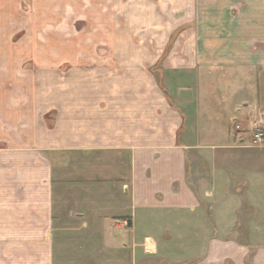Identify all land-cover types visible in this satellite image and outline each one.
Here are the masks:
<instances>
[{
    "label": "crops",
    "instance_id": "crops-1",
    "mask_svg": "<svg viewBox=\"0 0 264 264\" xmlns=\"http://www.w3.org/2000/svg\"><path fill=\"white\" fill-rule=\"evenodd\" d=\"M133 2L126 20L124 0H0V264H111L112 243L122 264H264L263 151L221 138L198 171L189 154L228 100L248 122L254 13ZM217 68L237 74L207 115L190 92Z\"/></svg>",
    "mask_w": 264,
    "mask_h": 264
},
{
    "label": "rangeland",
    "instance_id": "rangeland-1",
    "mask_svg": "<svg viewBox=\"0 0 264 264\" xmlns=\"http://www.w3.org/2000/svg\"><path fill=\"white\" fill-rule=\"evenodd\" d=\"M126 2V6H127V10L125 13V16H127V19H129V14L133 13L134 11V2L133 0H124ZM210 1V0H208ZM240 2H242V11L241 12V18L239 20V22L241 23L245 18L249 17L252 18V12L254 13V18L253 20L249 19L246 20L244 22H252L254 23V27L253 30L255 32V43L256 46H261L262 43H264L262 41V38H264V26L262 27V23H264L263 20H259L258 16L261 18L263 13H264V0H239ZM217 6V5H216ZM218 7V6H217ZM214 6V8H210L208 7V11L209 14H212L211 11H219V8H217ZM235 9L234 8L233 11L235 13ZM251 12V13H250ZM219 13V12H218ZM247 13V14H246ZM249 13V14H248ZM208 14V15H209ZM251 16V17H250ZM195 22L190 24V27H196L195 26ZM74 24V28L78 29V30H84V28H86L87 26V22L81 21V22H75ZM186 24V28H187ZM241 25V24H240ZM258 25H260L261 27H259ZM71 27V25L69 24V28ZM73 28V26H72ZM183 28V26H181V28H179V30L174 33L175 35ZM197 28V27H196ZM195 28V29H196ZM131 29H132V33H131ZM129 29L130 30V35H125L124 36V40L127 43H138V37L134 34V30L133 28ZM64 42H71V39L69 37H64ZM141 42V41H140ZM172 42V41H171ZM98 54H100L102 57H111V53L108 51H99ZM255 56H259L256 57V63H255V67L252 69H249L248 75L249 77L251 76L252 80L254 81V90L252 92V99L253 100H249L250 106L249 109H247L246 113H245V117L248 119V122L245 123V125L243 126L242 123L239 120L235 119V117L232 115V110H231V101L232 99L228 100L229 102H227V104L223 105L222 108H220V106H217V110L222 109L225 113L222 122L224 123L225 127H215V131H213L211 129V127H191V134H192V142L196 143V148L191 149L190 154V158L191 160L193 158H195V163L192 164L193 170L194 171H198L199 168V157L202 155L199 152L198 147L203 146V145H207V144H213V147H215L214 144L218 143L221 138L225 141L222 144L227 146V147H236V146H246V147H254V153H256V155H259L260 153H257V151H263L264 153V63L259 62L258 60H262L264 58V55L262 52L260 51H256ZM111 59V58H110ZM112 61V60H111ZM156 71H158L156 69ZM237 70H233L230 68H217V69H213V73H207L206 75H204V72L200 73V79H198L197 82H195V84L193 85V88L190 92V97L192 99V102L194 103H206L205 106V111L207 113V115L213 110H215L216 107V103H218L214 97H221L223 96V92H225V87H226V80L229 76H234ZM65 70L63 69V73L64 74ZM245 72V71H244ZM206 73V72H205ZM204 75V76H203ZM210 75L213 76L217 75L218 77V81L219 83H216L214 81V79H210ZM246 75V74H245ZM203 76V77H202ZM207 76V77H205ZM205 77V78H204ZM204 78V79H203ZM222 80H221V79ZM226 78V80H224ZM216 79V78H215ZM222 81V83H221ZM229 84H228V86ZM235 87V86H234ZM229 88L227 89V93L226 97L232 95V93H235V90H229ZM232 88V86H231ZM203 95V96H202ZM199 97V99H195ZM203 97V98H200ZM250 97V96H249ZM230 98H232L230 96ZM240 100L242 101V98L238 97ZM194 99V100H193ZM234 104V103H233ZM194 116L196 117V113L194 114ZM207 116H202L201 119H203L204 121H206ZM202 121V122H204ZM237 121V122H236ZM197 124V123H196ZM237 125V126H236ZM194 128H196L194 130ZM212 130V131H210ZM260 134L261 135V139L257 140V135ZM201 149H204L203 147ZM212 150H214L213 148L210 150H207L208 153L206 155H213L212 154ZM210 151V152H209ZM256 151V152H255ZM253 152V151H252ZM205 155V154H203ZM264 155V154H263ZM189 167L191 168V164L189 165ZM189 168V172L191 171V169ZM191 176V175H190ZM192 180V179H191ZM112 231H119L116 227H114L112 229ZM112 249H111V264H122L125 263V260L122 259V255L123 253L121 252V250H117L115 248V244L112 243L111 245ZM127 264H130V261L127 259L126 261Z\"/></svg>",
    "mask_w": 264,
    "mask_h": 264
},
{
    "label": "built area",
    "instance_id": "built-area-1",
    "mask_svg": "<svg viewBox=\"0 0 264 264\" xmlns=\"http://www.w3.org/2000/svg\"><path fill=\"white\" fill-rule=\"evenodd\" d=\"M258 139H259V140L261 139V135H260V134L257 135V140H258Z\"/></svg>",
    "mask_w": 264,
    "mask_h": 264
}]
</instances>
